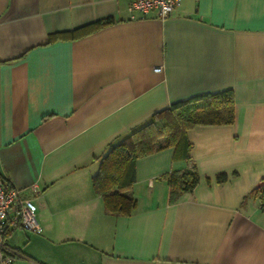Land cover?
<instances>
[{"label":"crops","instance_id":"0c3cea01","mask_svg":"<svg viewBox=\"0 0 264 264\" xmlns=\"http://www.w3.org/2000/svg\"><path fill=\"white\" fill-rule=\"evenodd\" d=\"M131 1L0 0V179L41 228L10 227L5 249L13 264H264V0H180L164 20ZM229 90L233 123L189 130L191 162L136 160L135 211L107 214L92 178L109 144ZM193 165L169 203L164 177Z\"/></svg>","mask_w":264,"mask_h":264},{"label":"trees","instance_id":"16d2710c","mask_svg":"<svg viewBox=\"0 0 264 264\" xmlns=\"http://www.w3.org/2000/svg\"><path fill=\"white\" fill-rule=\"evenodd\" d=\"M111 22V19L100 20L70 32L57 33L49 41L78 38ZM233 119L231 90L205 94L171 104L141 126L110 143L92 178L94 192L101 197L105 212L126 217L135 211L136 200L129 189L135 182L136 160L165 148H173V162H191L188 131L199 126L231 125ZM164 178L169 187V203H175L198 182L194 165L183 171H173ZM225 179L224 174L217 177L218 182Z\"/></svg>","mask_w":264,"mask_h":264},{"label":"built area","instance_id":"2783aa9c","mask_svg":"<svg viewBox=\"0 0 264 264\" xmlns=\"http://www.w3.org/2000/svg\"><path fill=\"white\" fill-rule=\"evenodd\" d=\"M179 2L180 0H132L129 11L142 16L156 11L157 17L164 20L171 15ZM10 227L35 234L41 231L31 201L22 198L17 188L0 179V264H13V258L4 245V237Z\"/></svg>","mask_w":264,"mask_h":264}]
</instances>
